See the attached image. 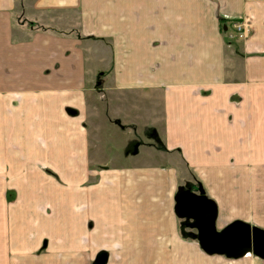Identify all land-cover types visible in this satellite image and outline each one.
<instances>
[{"label":"crops","instance_id":"1","mask_svg":"<svg viewBox=\"0 0 264 264\" xmlns=\"http://www.w3.org/2000/svg\"><path fill=\"white\" fill-rule=\"evenodd\" d=\"M177 180L264 229V0H0V264H264L180 232Z\"/></svg>","mask_w":264,"mask_h":264},{"label":"water","instance_id":"2","mask_svg":"<svg viewBox=\"0 0 264 264\" xmlns=\"http://www.w3.org/2000/svg\"><path fill=\"white\" fill-rule=\"evenodd\" d=\"M99 84L97 81L95 85ZM173 201L175 216L184 219L185 226L195 229L198 245L205 253L228 258L251 253L264 259V229L241 220H234L217 229V205L205 194L201 185H198L197 191L178 185Z\"/></svg>","mask_w":264,"mask_h":264},{"label":"rangeland","instance_id":"3","mask_svg":"<svg viewBox=\"0 0 264 264\" xmlns=\"http://www.w3.org/2000/svg\"><path fill=\"white\" fill-rule=\"evenodd\" d=\"M101 72V71H99ZM98 144H93V148L92 151L90 152V154L93 156V160H95V163H99L101 161H106V163H104L105 165H116V166H120L124 161V156L128 153L134 156V155H138V157H134L133 160H130V158L126 157V161H132V163H137V164H145V163H150L152 160H149L147 157L144 156V147L145 146H149L153 149H155V151H158L159 149H162V144H101L102 149H100V151L95 152V147ZM104 147V148H103ZM118 159V160H117ZM117 160V161H116ZM116 161V162H115ZM150 161V162H149ZM125 162V161H124ZM166 162V160H165ZM164 163L163 159L161 157V154L157 153L156 158H155V164H161ZM164 166H168L170 165L168 162L162 164ZM96 166V165H93ZM177 185H184L185 187H189L192 191L196 190L198 186H195L194 182L191 181H185V180H177ZM174 193V192H173ZM174 219L176 220V217L174 216ZM177 223L179 224L177 226V228L179 229L180 232H182L183 230L185 232H191V234H195V229L192 228H188V227H184L180 224V219L177 218ZM103 233V234H102ZM88 236L90 237V239H93L94 242H99L101 240L104 241H111V240H119L120 237V232L119 230L114 226L111 228H104L101 229L100 225H98L96 227V229L93 228H89L87 230ZM101 234V235H100ZM104 234L106 236H104ZM136 241L137 242H142L150 240L151 239H147V238H138V236L136 237ZM92 241V240H91ZM91 248L93 243L90 242ZM101 252V251H100ZM104 253H106V251H103ZM149 252L146 251V254ZM152 252V251H151ZM99 253V252H97ZM139 264H148V258L147 259H143L141 262H139Z\"/></svg>","mask_w":264,"mask_h":264},{"label":"built area","instance_id":"4","mask_svg":"<svg viewBox=\"0 0 264 264\" xmlns=\"http://www.w3.org/2000/svg\"><path fill=\"white\" fill-rule=\"evenodd\" d=\"M233 28L239 37H245L250 31L251 22L248 18L231 19Z\"/></svg>","mask_w":264,"mask_h":264},{"label":"trees","instance_id":"5","mask_svg":"<svg viewBox=\"0 0 264 264\" xmlns=\"http://www.w3.org/2000/svg\"><path fill=\"white\" fill-rule=\"evenodd\" d=\"M68 111L70 113L73 112L70 109ZM182 232H184V230ZM185 236L186 237H191L192 239H196L195 234H191V232H188V231L185 232ZM103 256L105 257V253L103 251L97 253L96 256H95V258H94V260H93V262H92V264H103V262H104Z\"/></svg>","mask_w":264,"mask_h":264},{"label":"flooded vegetation","instance_id":"6","mask_svg":"<svg viewBox=\"0 0 264 264\" xmlns=\"http://www.w3.org/2000/svg\"><path fill=\"white\" fill-rule=\"evenodd\" d=\"M194 191H197V189L194 190ZM186 222H187V221H186ZM184 223H185V220H184V219H180V224H181L182 226L186 227V226L184 225Z\"/></svg>","mask_w":264,"mask_h":264}]
</instances>
